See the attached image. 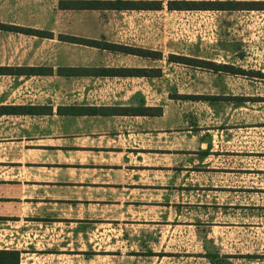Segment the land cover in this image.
<instances>
[{"label":"crops","instance_id":"1","mask_svg":"<svg viewBox=\"0 0 264 264\" xmlns=\"http://www.w3.org/2000/svg\"><path fill=\"white\" fill-rule=\"evenodd\" d=\"M56 1L42 23L25 9L0 23L18 40L12 59L0 62V227L23 218L43 241L54 232L58 244L78 237L91 250L104 225L141 262L264 264V222L240 221L252 161L264 159V100L193 70L201 89L185 93L175 73L156 65L177 41L200 53L250 48L264 0ZM161 150L163 174L160 159L146 157ZM34 248L0 247L11 254H0L9 262L0 264L65 255L61 245L47 255L49 244Z\"/></svg>","mask_w":264,"mask_h":264},{"label":"rangeland","instance_id":"2","mask_svg":"<svg viewBox=\"0 0 264 264\" xmlns=\"http://www.w3.org/2000/svg\"><path fill=\"white\" fill-rule=\"evenodd\" d=\"M38 1L41 3L42 0ZM56 2V0H49V2L40 4L34 2L31 3V0H0V23H15L16 13H22L24 12V9L31 10V14L42 17L40 22L42 23L43 18L45 20L48 19L50 15L49 12L55 10V6H57ZM41 8L44 9V12L40 14ZM260 17L261 19L264 18L263 16ZM262 20L263 21L259 22L258 24L257 20V22L252 20V33H254L255 36L252 35V41L250 37L246 38L247 42H245V44L250 46V48L244 46L241 52L220 53L217 51H204L200 53L187 49L185 50L186 47L190 48L191 45L187 43L181 44L180 41H177L178 43H180L177 44V42H175L177 51L169 50L170 48L173 49V46L169 44L167 47L168 50L159 53V55L157 56V59L160 58L161 62L157 63L156 65H159L166 73H169L170 71H172V73H175V82L180 85L181 91L185 93H187L186 91H188L189 93L200 91L202 84H200L197 77L205 72L225 77L226 81H230L232 82V84L224 85L230 87L231 89H234L240 95L248 94L251 97L250 99H252V94L261 95V97H258L256 99L264 100V19ZM15 37L16 35L14 34L0 31V62H2L3 60H11L12 57L16 54L17 49H15V46L18 43V40ZM207 41H209V39ZM9 45H12L11 47H13V49H11ZM198 62L214 63L215 65L233 67L235 70L245 71L246 73L245 75L236 74L222 69L219 71H215L214 69L207 68L208 65L204 66L202 64H198ZM170 63L172 65H169ZM190 70H193L194 72L198 71L200 73L199 75L196 74L197 76L189 78ZM203 82L208 83L204 80ZM191 87H195L196 89L193 90ZM162 90H164V86H162ZM202 90H204L203 87ZM209 97L194 96L195 100H198L199 98L202 100H210L211 98ZM177 98L182 100L186 97L178 96ZM166 102L167 100L165 99H162L160 101L162 106ZM249 109L252 110V107H250ZM157 111L160 112L162 111V109L158 108ZM252 117H256V119H258L257 113H252ZM146 157H155L153 160H148V162L154 163L157 162L156 157H158L160 159L159 163L161 167L156 169V171L161 174L168 172V169L165 167L168 165L167 151L161 150L156 151L155 153L146 152ZM261 169H264V159L261 157L257 158V160L253 159L252 180L250 181L252 190H250L249 193H245L244 196H241V203H243V205H249L247 207H242L240 217L241 222H245L247 220L252 221V223L264 222V172ZM162 181L167 182L168 180L166 179ZM146 182L148 183V181ZM244 186H248L247 181H242V187ZM109 214L112 215L113 212H109ZM246 214H251L250 219H248ZM14 220H18L19 223H11L10 225L0 227V240L4 241L0 242V247H14L21 249L23 253L27 251L29 252V254H31L35 252V245L39 249H44V247H47L49 244L51 248L49 250L42 251V253L45 255H47L48 253H58L55 250L58 245L65 247V251L63 252V254L65 255L61 256L60 259L57 260L56 258L51 257L47 260H42V257H40L37 260L34 256V260H32L33 264H138V262L141 264H167L164 260L159 259H157L156 263L155 259L153 258H144L141 262L138 254H136V256L131 253L132 251L130 249V246L127 247L125 245L121 247V243L117 241L119 233L112 231L113 227H107L104 225L99 226L97 228V231H95V235L93 236V249L89 250L87 244L82 238L80 244L78 243L80 241L78 237L74 238V240H76L74 243L64 242L62 244H58L59 242H57L55 233L50 232L52 229H54L55 226H53L52 229L49 228L50 237L46 239L47 241H43L44 239L40 238V235L42 234L40 228H25L23 222H25L26 219L23 218H15ZM52 224L53 222L50 225ZM68 231H71V228L64 229L63 235L65 236L63 237H65V240L68 239V237L66 236ZM37 241L42 243H39ZM165 243L166 245H175L173 238L167 239ZM68 244L72 245L68 246ZM77 248L81 249L82 252H75L77 251ZM71 249H75V251L73 250V252L79 255L74 256V254L70 252L72 251ZM144 251L147 252L149 251V249H145ZM144 251L140 250V252H143V255ZM23 256L25 258L26 256L30 255ZM46 257L47 256H43V258ZM23 264H26V262H24Z\"/></svg>","mask_w":264,"mask_h":264},{"label":"trees","instance_id":"3","mask_svg":"<svg viewBox=\"0 0 264 264\" xmlns=\"http://www.w3.org/2000/svg\"><path fill=\"white\" fill-rule=\"evenodd\" d=\"M188 6H190V7H192L193 5H188ZM0 28H3V29H7V30H14L13 28H11V27H7V26H4V25H0ZM21 30V29H20ZM22 31H24V32H33V31H25V30H22ZM35 34H40V33H35ZM146 55H148V54H151V53H145ZM175 58V57H174ZM187 60V59H186ZM185 61V60H184ZM186 62H189V61H186ZM198 64H202V65H204V66H206V65H208V67L207 68H209V69H214L215 71H219V70H228L229 72H231V73H236V74H243V75H245V71H240V70H235L233 67H225V66H222V65H215L214 63H205V62H198ZM239 72H241V73H239ZM28 112H32V111H28ZM149 112L148 111H146V114H148ZM0 254H9V255H11L10 253H7V252H0ZM17 255V257H16V261L14 260L13 261V263H18V261H19V255L18 254H16ZM0 262H2V263H6V262H8V260H4L3 259V257L1 258V256H0ZM9 263V262H8Z\"/></svg>","mask_w":264,"mask_h":264}]
</instances>
